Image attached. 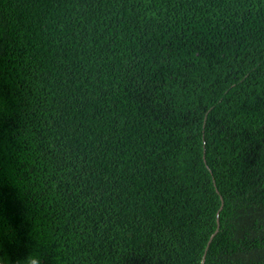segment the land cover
I'll list each match as a JSON object with an SVG mask.
<instances>
[{
    "label": "trees",
    "instance_id": "trees-1",
    "mask_svg": "<svg viewBox=\"0 0 264 264\" xmlns=\"http://www.w3.org/2000/svg\"><path fill=\"white\" fill-rule=\"evenodd\" d=\"M204 255L264 264V0H0V263Z\"/></svg>",
    "mask_w": 264,
    "mask_h": 264
},
{
    "label": "water",
    "instance_id": "water-1",
    "mask_svg": "<svg viewBox=\"0 0 264 264\" xmlns=\"http://www.w3.org/2000/svg\"><path fill=\"white\" fill-rule=\"evenodd\" d=\"M221 208H222V207H221ZM219 226H220V224H219V218H218V229H219ZM217 231H218V230H217ZM217 231H216V233H217ZM216 233H215V234H216ZM215 234H213V235L211 236L210 241L208 242V246H207L206 252H207V250H208V248H209V245H210L212 239L214 238ZM205 258H206V255H204V257H203V262H202V264H204V262H205ZM0 264H1V263H0Z\"/></svg>",
    "mask_w": 264,
    "mask_h": 264
}]
</instances>
